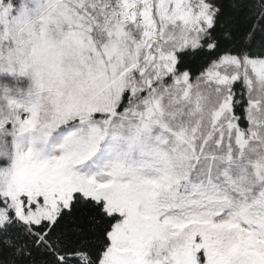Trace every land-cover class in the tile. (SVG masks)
<instances>
[{"label":"snow or ice","instance_id":"1","mask_svg":"<svg viewBox=\"0 0 264 264\" xmlns=\"http://www.w3.org/2000/svg\"><path fill=\"white\" fill-rule=\"evenodd\" d=\"M0 264H264V0H0Z\"/></svg>","mask_w":264,"mask_h":264}]
</instances>
